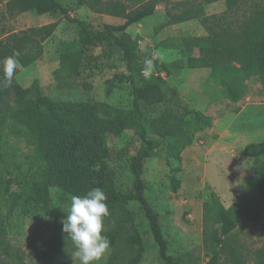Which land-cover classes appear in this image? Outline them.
<instances>
[{
    "label": "trees",
    "instance_id": "trees-1",
    "mask_svg": "<svg viewBox=\"0 0 264 264\" xmlns=\"http://www.w3.org/2000/svg\"><path fill=\"white\" fill-rule=\"evenodd\" d=\"M160 0H78L92 13L122 19L120 25L98 23L71 18L61 0H10L9 12L36 11L50 17H63L76 26L79 50L59 56L58 67L53 71L55 81L78 75L88 58V49L103 45L115 52L125 65L123 81L129 86L131 104L122 109L103 102H70L53 100L40 91L32 96L18 83L16 77L39 60L42 44L48 39L53 24L30 27L0 39V77L2 61L18 53L23 69L14 77L9 87L0 86V130L5 123V108L12 100L9 116L20 138L32 147L29 173L25 177L27 192L14 194L7 215L0 214V254L13 257L7 241L6 220L14 208V201L25 197L24 203L36 212L46 213L50 206V190L58 188L64 195L83 196L93 188H101L106 196L110 215L105 218L103 235L110 242L112 252L107 264H139L144 246L135 225V215L129 207L138 206L146 218L157 246L161 264H194L190 255L172 257L164 238L158 215L146 197V183L142 179L143 166L153 152L160 148L165 162L175 164L172 172L181 173L182 152L192 145L194 132L186 127V118L192 120L195 131L211 128V118L198 110L180 106L174 90L163 89L161 74L170 76L174 70L186 68L209 69L221 94L232 103L245 94L246 82L257 78L264 90V6L252 3L248 9L242 0H224L226 10L221 19L204 25L205 36L171 39L170 43L185 61L165 63L155 59V74L145 76L144 61L137 54V41L127 29L154 14ZM185 2L188 6L178 13L167 10L165 26L199 18L203 11L190 0H165ZM219 0H204L205 4ZM128 2H133L130 7ZM194 50L197 55H194ZM130 132L137 146L127 154L126 165L132 176L127 192H120L115 184V170L109 165L113 153L108 147ZM165 141L166 143H163ZM242 155L253 159L257 200L264 202V142L245 146ZM119 156V153H116ZM15 164V153L4 147L0 136V197L9 192V172ZM180 181L171 179V190L176 192ZM246 217L241 208H225L214 191L202 204V243L208 257L207 264H219L228 257L232 264H243L233 245V231ZM34 264H73L75 252L72 241L63 230L37 242L33 247ZM254 264H264V247L253 253ZM1 264V261H0Z\"/></svg>",
    "mask_w": 264,
    "mask_h": 264
},
{
    "label": "rangeland",
    "instance_id": "rangeland-1",
    "mask_svg": "<svg viewBox=\"0 0 264 264\" xmlns=\"http://www.w3.org/2000/svg\"><path fill=\"white\" fill-rule=\"evenodd\" d=\"M10 0H0V39L8 34L21 30L53 24L55 29L52 35L43 44V53L39 60L26 68L16 79L18 83L32 96L37 91L47 95L53 100L70 102H103L117 108L127 109L131 104L129 86L123 81L125 65L119 56L103 45L88 49V58L80 68L78 75L66 76L58 81L53 78V71L58 67L59 56L64 53L80 49L77 42L76 26L67 22L63 17H50L47 14H37L36 11L25 13L9 12L6 4ZM68 10L71 18L98 23L120 25L122 19L92 13L85 6H77L78 0H61ZM185 1V0H184ZM199 4L203 15L176 25L165 26L164 15L167 10L178 13L188 6L185 2L160 0L156 5L154 14L127 29L132 39L137 41V54L141 61L145 58L161 59L165 63L185 61L177 48L170 43L171 39L205 36L204 25L221 19L226 10L224 0L205 4L204 0H190ZM245 9L252 3L264 6V0H242ZM133 6V2H128ZM194 55L197 51L194 50ZM153 69L151 74H155ZM163 89L174 90L180 106L189 110H198L205 113L209 104L216 99H225L221 88L214 81L209 69L183 68L174 70L170 76L161 74ZM239 101L248 106L240 120L250 123L252 128L257 124H264V90L261 89L257 78L246 82L245 94ZM238 101V102H239ZM5 108V123L0 130L4 147L15 153V164L9 172V192L6 198L0 197V214L7 215V210L14 194L27 192L25 178L29 173L32 147L27 145L19 136L18 130L12 125L9 118L13 104L9 99ZM230 102V101H229ZM232 103V102H230ZM235 104V103H234ZM242 104V105H243ZM231 104H227L226 109ZM186 127L197 133L190 118H186ZM163 143H166L163 141ZM137 142L132 133L127 132L115 142H109L108 147L113 153L109 165L115 170L116 188L120 192H127L132 185V176L126 165L127 154L122 149L132 151ZM186 149V148H185ZM184 149V150H185ZM184 152V151H183ZM182 152L180 163L181 173L172 172L175 164L165 162L163 151L158 148L146 160L143 166L142 179L146 183V197L153 210L158 215L159 223L168 246V255L179 257L190 255L194 264H207L208 257L203 251L202 243V204L208 200L212 187L206 182L202 168V160L197 164L192 154ZM116 153L120 155L117 156ZM215 160V154L210 155V164ZM221 166L226 168V162ZM264 167V161L259 163ZM230 168V165L227 168ZM255 167V166H254ZM226 168V171L228 169ZM224 170V173H228ZM233 171H231L232 173ZM230 173L227 178H230ZM176 177L180 181V188L176 192L171 190V179ZM208 181L217 186L221 184L217 173L210 172ZM256 188L254 194L257 195ZM225 197L219 198L225 208L236 207L246 212L245 220L233 231V245L243 264H254L253 253L264 247V202L258 201L257 196H252L248 188L242 191L226 190ZM218 196V195H217ZM219 197V196H218ZM50 206L46 213L36 212L24 203L25 197L14 201L13 209L8 213L6 220L7 241L11 247L13 257L6 258L0 254L1 264H34V245L63 229L70 209L71 198L64 195L58 188L50 190ZM227 200V201H226ZM135 215V225L144 246V253L139 264H161L157 246L153 240L148 222L143 212L132 204L129 207ZM100 264H107L109 256ZM73 264H79L78 258L73 255ZM219 264H232L228 257L221 258Z\"/></svg>",
    "mask_w": 264,
    "mask_h": 264
},
{
    "label": "crops",
    "instance_id": "crops-1",
    "mask_svg": "<svg viewBox=\"0 0 264 264\" xmlns=\"http://www.w3.org/2000/svg\"><path fill=\"white\" fill-rule=\"evenodd\" d=\"M223 101L216 99L208 105L204 114L211 118V128L197 132L192 145L184 152L192 154L197 164L202 160L204 178L219 198L223 199L228 189L242 191L243 187L248 188L252 196H258L257 191V195H253L256 188L253 159L243 156L241 151L247 145L264 142V124H257V128H252L250 123L240 120L248 106L242 101L235 104ZM227 104L231 105L226 109ZM214 154L215 160L210 164L208 158ZM227 160L229 161L224 164L232 168L226 166L228 171L221 166V162ZM224 170L230 173V178H227L228 173H224ZM214 171L223 179L219 180L221 184L217 186L207 180V175Z\"/></svg>",
    "mask_w": 264,
    "mask_h": 264
},
{
    "label": "clouds",
    "instance_id": "clouds-1",
    "mask_svg": "<svg viewBox=\"0 0 264 264\" xmlns=\"http://www.w3.org/2000/svg\"><path fill=\"white\" fill-rule=\"evenodd\" d=\"M18 53L2 61L0 86L9 87L14 77L23 69ZM154 68L153 59L145 58L143 74L148 76ZM107 196L101 188H93L86 195L72 196L70 209L63 221V232L72 241L79 264H100L110 251L111 242L103 235L105 218L110 215Z\"/></svg>",
    "mask_w": 264,
    "mask_h": 264
},
{
    "label": "built area",
    "instance_id": "built-area-1",
    "mask_svg": "<svg viewBox=\"0 0 264 264\" xmlns=\"http://www.w3.org/2000/svg\"><path fill=\"white\" fill-rule=\"evenodd\" d=\"M143 73V72H142Z\"/></svg>",
    "mask_w": 264,
    "mask_h": 264
}]
</instances>
